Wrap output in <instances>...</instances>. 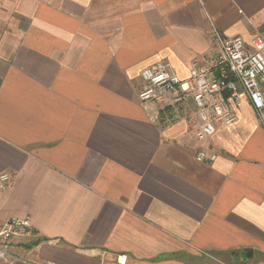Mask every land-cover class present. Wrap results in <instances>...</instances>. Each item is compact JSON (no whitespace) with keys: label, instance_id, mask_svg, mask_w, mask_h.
<instances>
[{"label":"crops","instance_id":"0c3cea01","mask_svg":"<svg viewBox=\"0 0 264 264\" xmlns=\"http://www.w3.org/2000/svg\"><path fill=\"white\" fill-rule=\"evenodd\" d=\"M264 35V0H0V229L40 264H264V127L198 140L192 103L139 100L224 40ZM199 148L217 159L198 163ZM249 254V255H248ZM0 264H8L0 262Z\"/></svg>","mask_w":264,"mask_h":264},{"label":"built area","instance_id":"2783aa9c","mask_svg":"<svg viewBox=\"0 0 264 264\" xmlns=\"http://www.w3.org/2000/svg\"><path fill=\"white\" fill-rule=\"evenodd\" d=\"M215 52L196 58L191 63L190 76L181 79L169 62L159 61L142 71L143 87L140 102L156 106V116L168 105L192 103L196 116L194 129L198 140L214 135L222 125H232L239 117V107L248 98L264 127V35L257 33L250 44L241 36L224 40ZM194 159L207 163L217 159L215 153L199 148ZM10 175H0L4 188ZM33 224L28 218H11L0 229V262L8 264H40L12 250L16 240L30 237ZM126 263L124 255L117 257Z\"/></svg>","mask_w":264,"mask_h":264},{"label":"water","instance_id":"95a60500","mask_svg":"<svg viewBox=\"0 0 264 264\" xmlns=\"http://www.w3.org/2000/svg\"><path fill=\"white\" fill-rule=\"evenodd\" d=\"M249 255V254H248Z\"/></svg>","mask_w":264,"mask_h":264}]
</instances>
